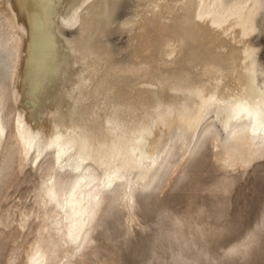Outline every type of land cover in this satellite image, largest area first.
<instances>
[{
	"label": "bare ground",
	"instance_id": "6f19581e",
	"mask_svg": "<svg viewBox=\"0 0 264 264\" xmlns=\"http://www.w3.org/2000/svg\"><path fill=\"white\" fill-rule=\"evenodd\" d=\"M0 47L7 264L76 263L106 199L131 213L206 135L264 158V0H0Z\"/></svg>",
	"mask_w": 264,
	"mask_h": 264
},
{
	"label": "rangeland",
	"instance_id": "374dc122",
	"mask_svg": "<svg viewBox=\"0 0 264 264\" xmlns=\"http://www.w3.org/2000/svg\"><path fill=\"white\" fill-rule=\"evenodd\" d=\"M4 54L0 47V72ZM206 136L184 165L173 151L150 191L137 192L131 213L106 199L84 259L74 264H264V158L228 167L223 149ZM14 154L0 171V205L14 178ZM1 238L0 264H7L12 240Z\"/></svg>",
	"mask_w": 264,
	"mask_h": 264
}]
</instances>
